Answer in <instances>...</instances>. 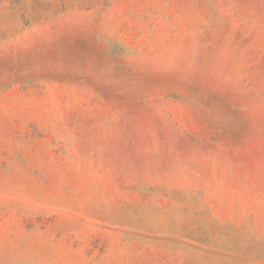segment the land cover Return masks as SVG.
Wrapping results in <instances>:
<instances>
[{
	"label": "rangeland",
	"instance_id": "rangeland-1",
	"mask_svg": "<svg viewBox=\"0 0 264 264\" xmlns=\"http://www.w3.org/2000/svg\"><path fill=\"white\" fill-rule=\"evenodd\" d=\"M0 264H264V0H0Z\"/></svg>",
	"mask_w": 264,
	"mask_h": 264
}]
</instances>
